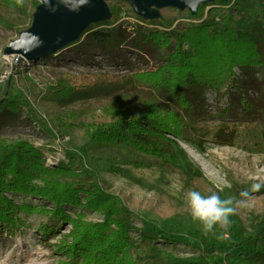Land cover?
<instances>
[{
  "label": "rangeland",
  "instance_id": "rangeland-1",
  "mask_svg": "<svg viewBox=\"0 0 264 264\" xmlns=\"http://www.w3.org/2000/svg\"><path fill=\"white\" fill-rule=\"evenodd\" d=\"M40 1L35 13L0 6V15L13 22V27L0 25V96L27 102L44 122L7 127L1 135L33 144L41 151L46 167L57 169L66 162L62 170L48 171V175L99 187L103 195L98 206H83L86 193L82 190V203L62 201L58 207L57 198L35 192H3L0 208L8 214L0 213V260L12 262L13 258L24 264H264V186L251 193L249 207L237 208L227 228L216 225L207 235L202 224L193 221L186 195L189 190H197L204 195L216 192L221 199H239V193L253 184L264 185V114L253 120H236L232 125H236L238 135L233 142H218L214 132L222 122L217 109L227 104L229 96L209 91L208 114L190 122L182 137L173 136L176 142L170 152L144 153L141 161L132 162L113 159L119 152L109 147L82 148L91 132L116 121L119 114L88 98L48 111L40 91L58 75L70 76L76 83L91 81L100 74L118 78L145 66V61L134 52H127L129 63L110 61L97 52L87 58L72 55L70 41L90 17L56 49L15 60L16 52H10V48L32 28L43 4ZM240 1L246 20L264 15L261 0ZM185 2L193 9L198 4ZM106 4L103 0L98 8L100 16L107 14ZM157 4L148 0L145 13H157L153 6ZM209 7H205V16ZM22 25L27 28L17 36L16 29ZM98 153L104 158L95 160ZM43 181L33 177V182ZM25 203L31 204L29 210L21 209ZM113 218L127 221L126 237L130 242L126 241V250L116 251L117 261L110 259L104 248L92 249L98 241V227L109 221L112 228H118ZM155 230L167 231L178 239L153 237ZM90 252L93 257H89Z\"/></svg>",
  "mask_w": 264,
  "mask_h": 264
},
{
  "label": "trees",
  "instance_id": "trees-1",
  "mask_svg": "<svg viewBox=\"0 0 264 264\" xmlns=\"http://www.w3.org/2000/svg\"><path fill=\"white\" fill-rule=\"evenodd\" d=\"M106 2L107 14L89 20L71 39L72 55L87 58L97 52L110 61L129 63L127 52H134L145 61V66L118 78L100 74L80 83L70 76L58 75L40 91L48 106H44L46 110L57 111L75 99L88 98L93 104L119 114L116 121L91 132L81 144L82 148L109 147L119 152L113 159L132 162L141 161L144 153L170 152L176 142L174 137H182L190 122H197L208 114L209 91L229 96L227 104L217 109L222 122L214 132L218 142H233L238 135L236 125H232L236 120L263 116L264 15L257 14L246 20L240 0H202L194 9L187 4H157L153 5L157 10L155 14L140 11L132 0ZM40 3V0H23L22 3L0 0V6L31 13L38 10ZM261 3L264 7V0ZM0 25L13 27V22L0 15ZM26 28L25 25L17 27L16 35ZM117 90L120 92L115 93ZM20 102L9 95L0 96V194L35 192L57 198L55 202L60 207L62 201L82 203L79 193L84 190L83 206H98L103 195L99 187L48 175V171L62 170L65 161L57 169L46 167L41 151L33 144L2 137L1 131L7 127L44 122L33 107ZM132 102L135 105H131ZM41 128L44 127L41 125ZM94 158L104 157L98 153ZM33 177L41 178L44 184L33 182ZM25 204L21 209L29 210L31 204ZM0 213L4 216L8 211L0 208ZM113 222L117 229L108 221L106 226L95 230L100 242L96 241L92 249L104 248V253L117 261L116 251L126 250L125 243L129 242L128 223L118 218H113ZM155 232L153 237L156 238L178 239L167 231ZM93 254L90 252L89 257Z\"/></svg>",
  "mask_w": 264,
  "mask_h": 264
},
{
  "label": "water",
  "instance_id": "water-1",
  "mask_svg": "<svg viewBox=\"0 0 264 264\" xmlns=\"http://www.w3.org/2000/svg\"><path fill=\"white\" fill-rule=\"evenodd\" d=\"M99 0H43L32 28L14 43L10 52L20 57H34L56 49L68 41L83 25L87 17H101ZM142 12L148 0H132ZM159 4L174 3L185 5L186 0H155ZM200 2L202 0H193ZM184 3V4H182Z\"/></svg>",
  "mask_w": 264,
  "mask_h": 264
},
{
  "label": "clouds",
  "instance_id": "clouds-1",
  "mask_svg": "<svg viewBox=\"0 0 264 264\" xmlns=\"http://www.w3.org/2000/svg\"><path fill=\"white\" fill-rule=\"evenodd\" d=\"M23 0H17L22 3ZM264 186L255 183L250 189H245L239 193V199L235 196H229L221 199L216 192L208 195L202 194L197 190L187 192V204L193 221H199L203 226V232L207 235L214 226L227 228L230 223V217L235 215L237 208L249 207V200L252 192L259 191Z\"/></svg>",
  "mask_w": 264,
  "mask_h": 264
},
{
  "label": "bare ground",
  "instance_id": "bare-ground-1",
  "mask_svg": "<svg viewBox=\"0 0 264 264\" xmlns=\"http://www.w3.org/2000/svg\"><path fill=\"white\" fill-rule=\"evenodd\" d=\"M102 1L103 0H99L98 1V7H100L101 6V4H102ZM24 257H22V256H20V259H23ZM0 264H24L22 261H18V260H15V259H13L12 258V262H10V261H6V260H0Z\"/></svg>",
  "mask_w": 264,
  "mask_h": 264
}]
</instances>
